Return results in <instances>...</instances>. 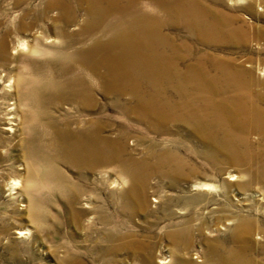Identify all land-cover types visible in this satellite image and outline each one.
<instances>
[{"label": "bare ground", "instance_id": "6f19581e", "mask_svg": "<svg viewBox=\"0 0 264 264\" xmlns=\"http://www.w3.org/2000/svg\"><path fill=\"white\" fill-rule=\"evenodd\" d=\"M53 2L64 5L60 21L65 26L79 23L80 31L60 30L61 35H68L60 50L54 45L41 47L40 38L35 46L25 39L19 40L20 48L29 53L54 50L63 54L59 70L48 76L50 103L59 99L87 107L96 102L95 92L99 90L114 98L113 103L122 110L121 118L147 124L153 132L174 133L178 129L173 125H180L189 133V139L196 138L203 148L185 146L208 160L213 172H223V164L249 165L253 181L263 185L260 194L264 199V81L257 80L251 65L244 61L210 52L194 54L193 42L207 46L245 44L249 36L245 24H239L241 17L212 6L208 0H78V8L67 0ZM243 2H247L248 10L254 9L252 0H229L235 6ZM180 30L189 36H180ZM7 42H0L1 51L8 49ZM21 77L17 79L11 74L7 89L12 92ZM118 117L105 114L90 119L88 125L78 126L75 131L70 126L57 129L52 147L85 170L117 166L133 181L127 194L145 204V185L154 170L172 184L188 180L195 191L191 196L195 204L215 206L209 207L208 213L221 212L216 205L222 195L218 185L201 179L208 178V167L194 165L176 150L181 142L168 139L169 145L156 152L152 164L146 159H135L127 146L133 124L128 119L119 126ZM109 128L111 132L106 133ZM253 132L261 135L259 145L250 139ZM235 179V175L230 177L231 181ZM19 183L14 182V190ZM227 183L222 188L225 193L229 192L231 182ZM217 216L212 229L197 225L200 233L208 228L216 236L197 250L198 261L191 257L197 230L194 218L163 226L171 237L172 253L162 263L264 264V227L251 217L238 218L230 212ZM227 231V237L222 238L220 235ZM121 237L112 234L110 238L115 241ZM133 244L124 243L118 249ZM148 246L141 245L148 251L143 262L156 264L154 248ZM68 262L84 264V259L75 255Z\"/></svg>", "mask_w": 264, "mask_h": 264}, {"label": "rangeland", "instance_id": "374dc122", "mask_svg": "<svg viewBox=\"0 0 264 264\" xmlns=\"http://www.w3.org/2000/svg\"><path fill=\"white\" fill-rule=\"evenodd\" d=\"M53 1L0 0V42L5 39L9 46L6 51L0 50V264H72L68 259L75 255L83 258L84 264H144L142 257L148 251L141 245L145 243L153 246L155 263L165 264L162 261L172 253V244L163 226L172 221L180 223L194 218L196 229L201 224L212 229L215 216L230 212L238 218L251 217L264 227V199L260 194L263 185L253 181L249 165L223 164V172H213L208 160L185 146L194 150L203 148L196 138L189 139V133L180 125H173L178 129L175 134L153 132L147 124L121 118L122 110L113 103L114 98L99 90L95 92L96 102L87 107L59 99L53 104L49 102L48 76L59 70L63 54L54 50L29 53L20 48L19 40L25 39L35 46L40 38L41 47L54 45L60 50L68 38L60 30L80 31L79 23L65 26L60 21L64 5ZM208 1L241 17L239 24H245L248 41L218 46L193 42L194 54L210 52L244 61L251 65L255 78L264 81V0H252L255 3L252 10L246 8L247 2L235 6L229 0ZM67 2L78 8V0ZM23 22L27 28L22 27ZM179 34L189 36L184 30ZM11 74L17 79L22 76L12 92L6 84ZM105 114L119 116L116 121L119 126L128 119L132 122L127 146L129 155L135 159H146L152 164L157 153L169 145L168 139L181 142L182 146H176V150L194 165L208 167V178L201 179L218 185L222 195L216 205L221 212L208 213L215 206L195 204L191 200L195 191L188 180L172 184L154 170L145 185L148 200L145 204L127 194L133 181L117 166L85 170L52 147L57 129L70 126L75 131L88 125L90 119ZM110 132L109 128L106 133ZM250 139L259 145L261 135L253 132ZM234 175L236 179L231 181ZM14 182H20L15 190ZM227 182L231 184L225 193L222 188ZM211 229L195 231L191 252L195 261L200 260L195 258L200 246L216 237ZM20 230L26 233L22 235ZM112 234L123 238L114 241L110 238ZM228 234L227 231L220 236L226 238ZM129 242L134 244L118 249Z\"/></svg>", "mask_w": 264, "mask_h": 264}]
</instances>
